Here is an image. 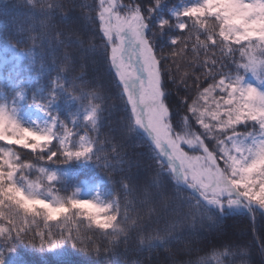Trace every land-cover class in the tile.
I'll return each mask as SVG.
<instances>
[{
  "label": "snow or ice",
  "instance_id": "1",
  "mask_svg": "<svg viewBox=\"0 0 264 264\" xmlns=\"http://www.w3.org/2000/svg\"><path fill=\"white\" fill-rule=\"evenodd\" d=\"M3 15L0 264H24L18 246L100 264L89 233L108 241L103 261L114 264L147 218L156 234L137 251L182 242L191 252L217 227L239 264H264V246L250 260L232 239L242 227L226 222L264 215V0H17ZM190 44L193 72L178 79ZM113 110L123 115L101 139Z\"/></svg>",
  "mask_w": 264,
  "mask_h": 264
},
{
  "label": "trees",
  "instance_id": "2",
  "mask_svg": "<svg viewBox=\"0 0 264 264\" xmlns=\"http://www.w3.org/2000/svg\"><path fill=\"white\" fill-rule=\"evenodd\" d=\"M83 2V0H80ZM98 2V0H96ZM122 2H127V0H122ZM171 2L175 3H186L188 0H171ZM17 3V0H0V25L5 22V17L3 12L6 8L11 9L14 4ZM22 10H17L12 13L13 15H20ZM194 40V37H193ZM26 45L25 47H27ZM191 44L189 46V50L183 53L181 56L176 57V63L173 65V70L176 71L178 79L183 77L187 72L188 74H192L193 68L190 67L195 62V54L190 50ZM4 49L3 42L0 41V51ZM217 55L219 52L217 50ZM236 58H239L237 53ZM204 59L203 52L201 51L200 60ZM29 63L26 59H22L17 67L25 71V75H28L26 71V66ZM4 62L0 59V77L4 74ZM234 67V66H233ZM9 69H11V63L9 64ZM32 79L35 81L37 79L36 74H32ZM40 84H45L46 77H40ZM191 83V81H189ZM91 90V89H89ZM194 94V93H188ZM180 95H185L184 90L180 89ZM174 99H179L177 94L173 93ZM191 101H189L190 103ZM111 103V101L109 102ZM63 106V101L61 102ZM81 102L75 101L71 104V111H83V108L80 107ZM83 105L87 106V101H83ZM184 115L183 111L180 113ZM67 113H61V117L63 118ZM123 115L122 111L113 110L111 116L106 112L105 116L108 117V120L105 121V127L101 129V139L104 138V135L108 131L107 125L112 122L114 123L116 120L121 118ZM190 115V114H188ZM245 129L241 126L240 131H244ZM138 150L135 145H132L128 148V153L132 154L134 151ZM22 153V159L28 160L31 158V154L24 155L26 150H20ZM98 171V170H97ZM93 173L90 170H85L80 173L78 177L73 181V188L80 181L87 179ZM135 215V213H133ZM226 222H234L239 224L242 227V231L235 233L232 236V239L235 240L239 245L244 246L247 245L251 249V255L249 257L250 260L258 261L260 259V251L262 246H264V215L257 212L254 218L248 214H236L232 217L226 218ZM144 228L142 232H132L130 239L127 243V253H125V244L122 242L117 251L121 253L120 256L112 258L114 260V264H124V260L127 259L129 261H141L143 264H166L168 260L173 258V254L177 258L179 264H239L241 259L240 256H232L230 254V249L227 246H222L216 243L217 233L220 231L217 227L209 228L205 226L204 229H201L200 235L195 238V247L191 252L185 249V246L182 242H174L170 245V249L166 251L161 248L156 250L155 252L149 253L146 250L137 251L139 246L140 236H144L145 238L149 235H154L156 232L154 231L158 226L154 222L153 218H147L144 220ZM42 227V223H41ZM91 235V240L88 241L89 246L98 247L101 250V258L100 264H104L103 261V250L108 246V241L96 234ZM184 235H187L184 233ZM38 243V239H37ZM17 253L20 257H22L24 264H43L44 261H47V264H88L90 257L85 253H79L68 249L66 255L62 257H57L52 255L51 253L41 254L39 251L31 250L24 248L23 246L17 247Z\"/></svg>",
  "mask_w": 264,
  "mask_h": 264
},
{
  "label": "rangeland",
  "instance_id": "3",
  "mask_svg": "<svg viewBox=\"0 0 264 264\" xmlns=\"http://www.w3.org/2000/svg\"><path fill=\"white\" fill-rule=\"evenodd\" d=\"M0 59L2 60V62H4L5 59H9V57L6 56L4 50L0 51ZM249 79H251V77H249Z\"/></svg>",
  "mask_w": 264,
  "mask_h": 264
}]
</instances>
